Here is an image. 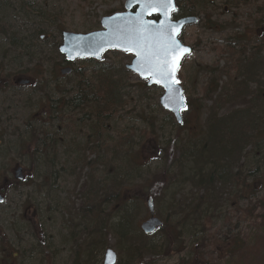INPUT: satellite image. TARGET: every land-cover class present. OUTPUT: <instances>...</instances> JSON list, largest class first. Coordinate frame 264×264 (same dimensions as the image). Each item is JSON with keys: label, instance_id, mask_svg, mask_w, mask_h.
Listing matches in <instances>:
<instances>
[{"label": "rangeland", "instance_id": "1", "mask_svg": "<svg viewBox=\"0 0 264 264\" xmlns=\"http://www.w3.org/2000/svg\"><path fill=\"white\" fill-rule=\"evenodd\" d=\"M22 1L33 4L40 16L28 15L20 7ZM188 1L180 0L182 8L198 7L201 3L198 0L194 5V1ZM125 2L7 0L5 6L0 8V25L12 30L18 39L25 37L31 40L33 29L42 26L44 30L41 35L45 38L43 41L32 39V49L47 57L44 65L35 59L37 65L29 66L26 72H17L15 67L25 65L26 60H19L16 57L18 54L12 51L10 59L5 62L8 72L0 68V185L4 179L14 181L11 171L16 164L23 169L25 177L24 185H13L7 189L4 202L0 204V231L3 237L8 243L9 239H15V234L23 235L26 237L23 247L29 252L31 247L35 248V241L30 237L38 229L36 237L41 238V257L28 260V264H37V261L42 264H103V256L108 248L116 253L117 264H130L126 251L131 245L118 241L113 226L116 224L113 218L119 220V204L107 202V205L99 203L97 206L96 211L103 215L105 221L102 225L104 232L105 228L110 229L111 235L103 233L104 239L97 241L95 250L92 249L90 232L94 224L89 219L83 222L79 215L80 211H87H83L87 207V191L95 189L97 184L98 189L110 191L115 187L110 179L113 167H122V163L127 164L130 160L136 169L128 180L138 187L123 190L122 200H136L144 195L147 198L153 192L155 216L162 223H167L166 233L144 239L143 243L152 252H142L137 258L140 260L134 259L132 264H192L197 259L199 263L196 264H264V71L259 70L256 81L250 82L241 71L239 62L246 63V67L250 62L264 64V0H250L244 6L233 8L227 5V0H204L205 4L201 3L203 6L212 5L207 11L211 24L206 25L203 21L199 7V23L186 28L181 36V41L192 47V54L184 60L178 72V84L183 87L184 96L189 102L181 114V128L159 104L163 90L147 87L140 78L126 70L125 66L133 59L128 53L111 50L103 55L98 65L78 61L72 66L77 71L75 74L67 77L60 75V69L65 66L57 64L60 59L51 47L56 37L59 41L58 33L60 36L65 31L74 34L99 31L100 20L113 13H121ZM211 12H214L212 16ZM40 17L44 20L41 21ZM46 20L48 22L42 24ZM223 29L225 33L218 32ZM234 38L237 39L235 42L231 40ZM258 47L260 58L257 57L258 51L253 50ZM106 66L113 70L111 79L120 82L121 95L120 106L104 120L107 129L103 126L97 133L96 123L93 126L95 129H91L82 122L84 115L72 113L71 109L64 112L63 105L56 112L58 117H51L50 99L58 96L59 100L64 101L72 97L81 82L87 83L84 85L88 88L85 86L84 89L87 96L92 95L93 99L95 91L92 89H97L102 77H92L96 70L93 67L101 69ZM22 78L29 80L31 86L18 88L13 85V80ZM213 80L221 88L211 96L213 100L222 99L217 103L218 108H222L219 119H227L238 114L239 110L253 108L263 118L261 124L256 125L261 130V141L245 151L248 158L244 156L238 161V166H242L239 173L236 171L240 178L236 176L233 182L230 180L228 194L217 197L221 199L214 203L212 210L208 209L207 203L197 208L200 209L197 218L191 217V222L184 224L180 220L186 213L193 215L191 210L196 207L197 199L205 194L191 188L188 179L193 177V173L183 170L179 178L171 180L168 177L169 174L174 177L179 173L175 166L167 167H171L173 149L171 154L169 152L172 144L181 147L188 139L190 143L201 139L199 130L211 112L207 90L214 89ZM255 91H260V102L248 98V93ZM238 92H244L241 98ZM85 111L84 114L95 115L92 107ZM44 140L47 146L43 147L41 143ZM90 141L92 145L99 146L94 148L96 153L79 155L80 148L86 147ZM256 146L263 148V155L257 153ZM174 155L178 157L176 150ZM47 159L55 161L52 164ZM84 159L88 164L102 162L106 167L95 164L93 168H86ZM204 169L206 172L209 167ZM50 173L57 178L53 179L54 182ZM248 173H251V178H247ZM159 180H167L166 187L171 189L165 193L168 198L163 200L161 195L166 189L161 193L157 190L159 185L153 184ZM109 193L107 197L110 200ZM146 198L139 207L133 208L132 213L136 214L132 222L135 228L131 232L133 236H142L140 226L148 218ZM176 200L178 206L182 205L181 209L184 207L185 214L169 210ZM131 206L136 205L132 203ZM202 209L205 211L202 212ZM178 226L183 228L181 232L175 230ZM191 226L194 229H187L186 236L184 229ZM18 229L23 230L18 232ZM192 231L196 238H193ZM178 233H182V239ZM19 242L14 241L3 247L15 249ZM1 252L2 249L0 255Z\"/></svg>", "mask_w": 264, "mask_h": 264}, {"label": "trees", "instance_id": "2", "mask_svg": "<svg viewBox=\"0 0 264 264\" xmlns=\"http://www.w3.org/2000/svg\"><path fill=\"white\" fill-rule=\"evenodd\" d=\"M189 1L192 3L194 1V5H195L198 0H189ZM249 1L250 0H227V3H228L227 5L231 6L232 8L240 7V5L242 6L246 4V2L248 3ZM256 1H259V0H256ZM0 2L1 3L5 2L4 3L5 5L7 0H0ZM201 3L205 4L204 0H201ZM201 3H199L198 7L182 8L180 0H176V7H178L176 15H179L180 17H188V16L198 17V15L200 14H198L197 10L200 7L201 9H199V12L203 13L202 19L205 23H207L206 25H209L211 24L210 23L211 18L208 16L207 11L209 10V8L212 7V5L203 6ZM20 7H22L27 12L28 15L38 16V17L40 16L38 15L37 9L33 6V4H29V3H26L25 1H22L20 3ZM213 14L214 12H211L210 16H212ZM40 19L41 21L44 20L42 17H40ZM47 22L48 20H46L45 22H42V24L47 23ZM0 26H1L0 27L1 39L3 38L13 39V41L11 40L12 42L8 45L7 49L0 42V49L1 48L4 49V50L2 49V53L0 55V68L3 69V71H5L6 70L5 62H7V60L10 59V56L12 54L11 52L13 51V53L18 54L16 55L18 59H19V53L21 52L22 54L25 53L26 55H28V52L26 50H28V48L32 49L33 40H41L42 38L41 34L43 33L44 29L42 28V26H39V27L37 26L32 31L31 37L33 40L32 39L29 40V38H25V37H21V39H18L17 38L18 36L12 30L10 31L6 29L4 25H0ZM212 30L214 32L216 31L215 29H212ZM218 32L225 33V30L223 29ZM60 37L61 36H59V33H58L59 41L57 40V37H56L52 41V44H51V47L53 48V51L55 52L57 58L60 59V62L57 63L58 65H62L65 63L64 60L61 57H59V54L56 50L58 49L57 47L60 44ZM36 59L37 61H39L38 60L39 58H36ZM252 59L254 60L255 57ZM239 62L242 65V66L240 65L242 67L241 71L245 74L250 73V71L254 67L256 68L260 66L264 69V66H263L264 64L261 61H260L261 63L258 65L255 63H251L249 61L250 63L247 65V67L244 66V64L246 63H244L243 61H239ZM42 64L44 65V63ZM26 68L27 67H25L24 65H20V64H18V66L15 67L17 72L26 71V70H23ZM93 68H96L95 72H93L92 74V77H94V79L96 78L98 79L99 77L102 76L101 81L97 83L98 84L97 89H95V87H93L92 89V91H95L93 99L91 98L92 95L90 97L87 96L88 93H86L87 91H85L84 89L85 86L88 88L87 85H84L87 83L81 82L76 88V93L72 97L65 99L63 101V106H64V112H67L69 111V109H71L72 113L79 112L80 114L85 116V119L90 117L89 114L87 113L84 114V112H86L85 110L91 109L92 107L93 114H95L96 125H98V127L96 128V132L99 133V130L101 127L104 126L103 128L107 129V126L104 123V120L107 119L108 115L111 114V112H113L114 109L120 106V97H121V95L119 94L120 82L119 81L116 82L111 79V77L114 76L112 68L108 66H106L105 68H101V69L98 67H93ZM245 76H247L248 81L250 82L254 81L253 80L254 78H251L248 75H245ZM212 83L215 86L214 89L207 90V95L209 97L208 100L211 102V106L209 107V110L211 112L207 114V117L206 119H204L205 121H203V125L201 126V129L199 130L200 131L199 135L201 139L199 140V142H195L196 144L190 143L189 142L190 139H188L186 142H184L185 144L183 143V146L181 147L179 146L177 147L176 144H172L171 151L169 152V154H171L172 149H173V156L170 157L172 163H171V167L167 166L168 169L175 166L176 171L177 172L179 171L180 174H181V171L183 170L191 174L193 173V177L191 179H188V181L191 184V188H193V191L195 189H198V192H201V191L204 192L205 195L197 199L198 202L196 203V207L193 208V210H191V213H193L192 217H194L195 219L197 218L198 211L200 210V209L198 210L197 208H201L204 206V204L207 203L209 205L208 209L212 210V208L214 209L213 207L214 203L219 202V200L221 199L217 197L219 196L221 197L223 196V194L226 196V194H228L227 190H229L230 186L228 185V183H226L228 180L227 178H225V175H224L225 171H228V174L231 175L230 180L232 182L234 181V178H236V176L240 178V175L236 173V171L238 172L239 170V166L237 164L240 158L239 148H241V146L243 145L244 147L248 146L247 148L242 149L241 151L242 153L247 154L245 152L246 149H250V148L252 149V145H254L255 142L259 143L261 141L259 140V134L261 133V130L257 129L256 125L257 123L261 124L263 118L258 117V115L255 114V111L253 108H247L245 110H241L240 112H238L237 115L234 116L237 121L236 122L237 126L239 124L237 129L240 131H238V133H236L233 130V126H229L231 124L228 119L221 120L216 117V109H218L217 103L219 101H222V99L221 97H219V93H218V97L221 100H213L214 98L211 97L214 95V93L216 94L218 90L217 83L214 80L212 81ZM88 92H90L89 89H88ZM46 93H47L46 95L50 96V93L48 92ZM188 104L189 102L186 105L187 107H188ZM52 106H53L52 109L54 111L52 113H55L56 111H55L54 106L56 107V105L53 104ZM84 116H83V119H84ZM83 119L81 120L83 121ZM178 128H181V127H178ZM91 129L94 130L95 127H92ZM92 133L94 134V131H92ZM187 138H189V136H187ZM97 141H100V140L97 138ZM199 144H202L207 148L206 152H203L201 149H196L194 151V147ZM94 146L96 145L94 144ZM92 147L93 145L90 141L88 145H86V148H88L89 150V148H92ZM175 150H176V155L178 156L177 158H175V155H174ZM163 152H164V149H162V153ZM162 156H165V155H162ZM248 157H249L248 155H245V158H248ZM173 158H175V160ZM242 158H244V156ZM83 161L85 165L84 167L86 168L88 167L89 169L93 168L95 164L100 165V167H104V168L106 167V164H102V162L88 164L85 161V159ZM128 161L129 162H127V164L120 162L123 164L122 167L120 166L113 167L114 172L110 179L112 180L111 183L115 187L111 188L110 191L108 190L105 191L104 189L102 190L98 189V184H97L95 189L90 188L87 191V194H85V204L89 203L91 204L92 208L95 207L94 210H92V208L86 209L87 211L83 210L85 212L82 214V215H87V219H89L91 223L94 224L93 229L91 228V231H90L92 235L91 236L92 246H93L92 249L94 250L96 249L95 245L97 244V241H102L103 240L102 234L105 233L104 226H102L103 224H105V221L103 220V217H102L103 215L100 216L99 213L97 212L98 210L96 209L97 206L100 205L99 203L104 204V205H107V202L113 205L119 204V209H118L117 214L121 221V225L124 227V223L128 222L129 209L139 207V204L143 202V200L146 198V195H144L143 197H140V198L138 197L136 200L134 198L127 200V202L122 200V194L124 192L123 190L130 191V189L134 190L135 188L138 187L134 182L132 183V181L128 180V178L131 176V172L136 169L135 167L136 165L134 163L131 164L130 160ZM206 166L209 167V170H206L205 172L204 168ZM168 169H167V173H168ZM234 171L236 175L231 174V173L235 174ZM179 173L177 175L178 178L180 176ZM177 177L176 175L174 177L169 176L171 180L173 178L176 179ZM247 178H251V173L247 174ZM155 182L157 183H153V184H158L159 186L157 190H159L162 193V191H164V188L166 187L167 180H163L162 182L161 180H159V182L158 181H155ZM157 190L155 191L157 192ZM108 193H109L110 200L107 197ZM153 196L154 194L153 192H151V194H149V197H153ZM97 202L98 204H96ZM132 203H135L136 206L132 207L131 206ZM92 204H96V205H92ZM201 211L204 212V210H201ZM180 221L185 224L186 223L185 216ZM166 224L167 223L164 222L162 224V227L155 234H153V236H150V237H147L144 235L137 237V236L131 235V233L126 236L124 231H117L115 229V236H117L118 241H121L123 243L125 242L131 245V246H128L127 251H126L130 264H132L134 259L140 260L137 258H139V256L143 254L142 252L146 254H150L152 252L151 248L149 246H146L143 243V241L145 238H153L154 236H156L157 234L161 232L166 233V230H167ZM182 229H183L182 227L178 226L177 229L175 230L176 231L178 230L181 232ZM191 229H194V227L191 226ZM105 230L110 231V229L107 230L106 228ZM178 234L182 239V233H178ZM193 238H196L195 234H193ZM0 249H2L1 254H3L4 247L0 245ZM39 264H42V262L39 261Z\"/></svg>", "mask_w": 264, "mask_h": 264}, {"label": "water", "instance_id": "3", "mask_svg": "<svg viewBox=\"0 0 264 264\" xmlns=\"http://www.w3.org/2000/svg\"><path fill=\"white\" fill-rule=\"evenodd\" d=\"M136 11L132 12V8ZM121 14H113L101 19V29L88 34L62 33V42L59 52L66 62H75L78 59H94L100 61L102 54L111 49L130 53L135 56L128 69L146 81L147 86H160L164 93L159 98L163 110L171 112L175 121L182 123L180 113L185 107L182 88L177 82L176 73L181 61L190 56L191 48L179 42L178 37L182 29L190 24H196L195 17L181 18L177 22L171 20L175 11L174 0L171 5L165 7L161 4L149 6L146 0H127ZM157 19L154 21L151 18ZM178 44L187 53L174 52L173 48ZM179 56L178 66L173 71L175 57ZM167 62V72L161 75V71ZM63 75L70 70H63ZM170 76V78H166ZM21 84H27L26 81ZM14 178L22 180L21 169L17 165L12 171ZM146 210L149 219L142 223L140 230L145 235H150L161 227V223L155 217L154 201L146 200ZM103 264H116V255L108 249L104 255Z\"/></svg>", "mask_w": 264, "mask_h": 264}, {"label": "bare ground", "instance_id": "4", "mask_svg": "<svg viewBox=\"0 0 264 264\" xmlns=\"http://www.w3.org/2000/svg\"><path fill=\"white\" fill-rule=\"evenodd\" d=\"M4 3L5 2H0V8H2L3 6H5L4 5ZM13 41V39H7V38H3V39H1L0 40V42H1V44H3L4 46H5V48H8V45ZM14 42H16V41H14ZM32 47V46H31ZM27 52H28V55H26L25 53L24 54H22V52L21 53H19V60H26V64L24 65L25 67H29V66H32L33 64H35V65H37V63L35 62V59L36 58H40V59H38L39 61H41V64L43 63V62H45L46 60H47V57H45V55H43L42 53H40L38 50L37 51H34L33 49H29L28 48V50H26ZM38 61V62H39ZM22 64V63H21ZM60 66H62V65H60ZM23 70H26V69H23ZM16 71V70H15ZM60 71H61V69H60ZM213 90V89H212ZM218 90H221V88L218 86ZM249 96H251V99L252 98H254V100L255 101H259L260 102V99H261V95H260V91L258 92V91H255V92H251L250 94H249ZM264 97V96H263ZM211 106V105H210ZM221 109L222 108H218V109H216V117L219 119V116H220V111H221ZM238 112H240V110L238 111ZM235 115H237V114H235ZM234 115V116H235ZM234 116H232V117H230V118H227L229 121H230V124L231 125H229V126H233V130L236 132V133H238V131H240V130H238L237 129V127L239 126V124H238V126H237V121H236V119H235V117ZM227 119H221V120H227ZM83 123H86L88 126H90V127H93L94 126V124L96 123V119H95V115H91L89 118H87V119H85V120H83L82 121ZM91 125H90V124ZM42 146H47L46 145V141L44 140V142L42 143ZM248 146H246V147H244V145L243 146H241V148H239V155H240V158H239V160L238 161H240V159L243 157V156H245V155H247V154H245V153H242L241 151H242V149H245V148H247ZM94 148H97V146H94L93 145V147L92 148H89V150H88V148H86V147H83L82 146V148H80V150L78 151L79 152V155H84V153L85 152H91V153H96V149H94ZM196 149H201L203 152H206V147L204 146V145H202V144H199V145H196L195 147H194V151L196 150ZM247 150V149H246ZM256 150L258 151L257 153H261V155H263V153H262V150H263V148H260V146H257L256 147ZM193 151V152H194ZM242 154H244V155H242ZM238 155V156H239ZM47 161H49V162H51L52 164L54 163V159H47ZM242 169V166H239V170H238V173H239V171ZM195 171V170H194ZM169 173H171V172H169ZM180 174V173H179ZM178 175V174H177ZM177 175H176V177H177ZM49 176H51V180L53 181V179L55 180V179H57L56 178V176H55V174L54 173H50L49 174ZM169 176H171L170 174H169ZM168 176V177H169ZM172 177V176H171ZM178 178V177H177ZM54 182V181H53ZM166 189V190H165ZM164 190H165V192H163L162 193V195H161V200H163V199H165V198H168V195L166 196L165 195V193L167 192V191H170L171 189H170V187L169 186H167V187H165L164 188ZM175 191V190H174ZM174 191H173V193H174ZM112 194V193H111ZM113 195V194H112ZM124 195V194H123ZM152 198V197H151ZM153 200V199H152ZM173 200V199H172ZM177 203H178V200H176V201H174V203L172 204V205H170L169 206V210L171 209L172 211H175V213L176 214H179V213H181V212H183V208L181 209V207H182V205H177ZM87 204V207L86 208H84V210H86V209H91L92 208V206H91V204H89V203H86ZM96 204H98V203H96ZM96 204H92V205H96ZM177 205V206H176ZM202 210H204V209H202ZM134 210H133V208H130L129 209V211H128V214H129V216H128V222H126V223H124V227L121 225V221H120V219L117 221V218H113V222H115L116 224H114L113 226L116 228V230L117 231H124L125 232V234L126 235H128V234H130L131 232H132V230H134L135 228L133 227L134 226V224L132 223L133 221H134V219L136 218V214H134V213H132ZM205 211V210H204ZM184 213V212H183ZM81 214V215H80ZM80 218H81V220H83V222H86L85 220H87V215H82L83 214V212L82 211H80ZM185 214V213H184ZM191 217H192V214H188V213H186L185 214V221H190L191 222ZM112 219V218H111ZM106 236H108V235H111V233H110V231H108V233L106 232V230H105V233H104ZM103 234V235H104ZM103 235H102V237H103ZM104 239V238H103ZM32 250H34V248H30L29 249V251H32ZM30 258V256H28L27 257V259H29Z\"/></svg>", "mask_w": 264, "mask_h": 264}, {"label": "flooded vegetation", "instance_id": "5", "mask_svg": "<svg viewBox=\"0 0 264 264\" xmlns=\"http://www.w3.org/2000/svg\"><path fill=\"white\" fill-rule=\"evenodd\" d=\"M247 3V2H246ZM245 5V4H244ZM244 5H242V6H244ZM178 8V7H177ZM176 8V9H177ZM224 11L226 12L227 10H226V8H224ZM233 42H235V38L234 39H231ZM230 45V44H229ZM255 52H257L258 51V53H257V57L258 58H260V56H259V52H260V48L258 47L257 49H253ZM75 63H72V64H68L67 66H68V68L70 69V73H69V75H72V74H75L77 71H75V69H73L72 68V66L74 65ZM65 67H67L66 65H64ZM261 68L262 67H260V66H258V67H254L251 71H250V73H246V75H248L249 77H251V78H254L253 80H255L256 81V79H257V77H258V72H259V70H261ZM261 71H264V69L262 68V70ZM0 72H1V70H0ZM5 72H6V70H5ZM254 73H255V75H254ZM0 76H1V73H0ZM246 77V79H247V76H245ZM16 81H18V80H13V85L15 86V85H18V83H16ZM29 81V80H28ZM27 81V82H28ZM247 81V80H246ZM28 83H30V82H28ZM31 85V84H30ZM239 86H241V85H239ZM239 86H237V87H239ZM19 87V86H18ZM21 88H23V87H21ZM238 93H241V95H240V98L242 97V95L244 94V92H238ZM249 94L250 93H248V98L249 99H251V96H249ZM263 96H264V94H262ZM50 101H51V104L53 105V104H55L56 105V107L54 106V108H55V111L57 112L58 111V109H59V106L60 105H63L62 104V100H59L58 99V96H56L54 99H50ZM52 108H53V106H52ZM52 112H54L53 111V109L51 110V117H53V116H57L58 117V113H53L52 114ZM255 114L256 115H258V117H260L259 115V112L257 113L256 111H255ZM51 117H50V119H51ZM14 169V168H13ZM21 176L22 177H24V173H23V169L21 168ZM225 178H227V182L226 183H228V185L230 184V176L231 175H229L228 174V171H225ZM25 182V180H24V178L22 179V180H18V179H15L13 182H10V181H8V180H5L4 179V181L1 183V185H0V204H2L3 202H4V198H5V193H6V191H7V189L9 188V187H13V185H24L23 183ZM33 229H35V228H33ZM190 230L191 229V227L190 228H188V227H186L185 229H184V233H185V235L187 236V234L188 233H186V231H188V230ZM23 229H18L17 231L18 232H20V231H22ZM36 230H38V229H35V232H34V236L32 235L30 238H33V240L35 241V248L34 247H31V248H34V250H32V251H29V252H27V251H25V249H24V247H23V242L24 241H26V240H24L26 237H23V235H21V234H18V235H16L15 233V235H14V238L15 239H13V240H8V243H7V241L5 240V238L3 237V235H2V232L0 231V245L1 246H3V245H5V244H9V243H12V242H19L20 243V245H18L14 250L11 248V246L10 247H7V248H5L4 249V253L3 254H1L0 255V264H28V260H30V259H33V260H38L40 257H41V253H42V248H40V246H42V242H41V238H40V240L39 239H37V237H36ZM192 233V235L194 234L193 233V231L191 232ZM25 236V235H24ZM30 236V235H29ZM41 242V243H40ZM13 248H14V246H13ZM28 256H30V258L29 259H27V257ZM38 263L37 264H39V261H37ZM198 262V259H197V261L196 260H194L193 262H192V264H196ZM199 263V262H198Z\"/></svg>", "mask_w": 264, "mask_h": 264}, {"label": "snow or ice", "instance_id": "6", "mask_svg": "<svg viewBox=\"0 0 264 264\" xmlns=\"http://www.w3.org/2000/svg\"><path fill=\"white\" fill-rule=\"evenodd\" d=\"M146 3L149 6H154L155 4L158 3V4H161V5L165 6V7H167V6L171 5L172 0H146ZM173 51L174 52L187 53L189 50L188 49H183L178 44H175V46L173 48ZM179 59H180L179 56L175 57V60L173 62V71L175 70V67L178 66ZM166 72H167V62H165V66H164L163 70L161 71V75H164V73H166ZM166 78H170V76H168ZM177 83H178V81H177Z\"/></svg>", "mask_w": 264, "mask_h": 264}]
</instances>
